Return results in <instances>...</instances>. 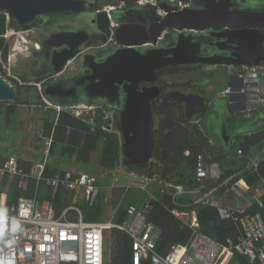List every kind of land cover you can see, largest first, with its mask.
I'll return each instance as SVG.
<instances>
[{"label": "water", "instance_id": "obj_1", "mask_svg": "<svg viewBox=\"0 0 264 264\" xmlns=\"http://www.w3.org/2000/svg\"><path fill=\"white\" fill-rule=\"evenodd\" d=\"M88 0H0V11L7 13L21 31H29L39 17L52 13L78 16L77 21L58 22L45 31L40 42L26 50L29 60L26 74L41 83L44 94L62 106L96 103L105 100L117 108L115 126L122 138L124 163L148 168L156 144L157 116L153 102L162 96L157 83L158 72L167 66L208 64L226 69L227 64H259L264 61V10L238 9L240 0H186L181 8L171 0L159 7L161 27L153 31L143 25L130 28L122 22L125 10L115 14V25L107 11L75 5ZM147 5H136L133 11ZM94 8V7H93ZM88 10V9H87ZM86 12V13H84ZM83 15V17H82ZM81 16V18H80ZM170 29L174 32L165 42ZM206 34L211 41L201 40ZM120 46L103 62L94 49H103L111 38ZM81 61L89 69L90 82L75 99L63 98L65 89L58 78L71 79L75 69L67 71L68 63ZM56 77L55 81L47 80ZM143 84V86H141ZM166 95L185 106V117L192 119L207 109L204 95L180 89ZM18 99V90L0 73V101ZM224 135L228 137L225 130ZM143 173V171H140Z\"/></svg>", "mask_w": 264, "mask_h": 264}, {"label": "built area", "instance_id": "obj_2", "mask_svg": "<svg viewBox=\"0 0 264 264\" xmlns=\"http://www.w3.org/2000/svg\"><path fill=\"white\" fill-rule=\"evenodd\" d=\"M8 22H11L9 17ZM19 33L26 32L12 27L11 32L8 30L4 35L10 39L11 48L14 47L11 38ZM21 41L25 46L28 39L23 37ZM0 63L8 82L13 84L12 81L18 80L21 85H36L48 107H54L58 112L67 109L76 117L85 119L90 112L103 108L104 120H116L117 107L113 104H53L46 99L41 83L23 81L14 72L16 57L9 56L5 61L1 55ZM226 69L233 76L225 90L230 97L229 104L236 106L238 112L247 118H251L259 110L264 111V61L252 65L227 64ZM91 123L92 130H95L94 119H91ZM183 125H196L203 130L198 116L183 122ZM102 127L104 130L109 129L106 124ZM43 138L45 154L48 156L53 136ZM238 153L244 155V150L239 149ZM47 159L37 162L31 173H28L20 166L19 158L11 156L0 167V172L11 178L17 176V185L23 190L27 188L28 180L34 178L38 182L46 181L54 193L61 189L84 190L88 204L96 203L102 193L96 177L87 172L67 169L62 176L46 178L44 173ZM263 161L264 153L251 161L249 159L246 169L257 171ZM114 171L119 172V169ZM195 173L197 184L194 187L182 184L167 186L174 188V197L193 194V204L210 205L217 209L220 217L233 221L241 232L237 240L228 239L226 244L218 242L200 230L196 210L173 208L172 213L192 229V236L187 243L173 244L167 251L161 252L158 249L160 228L135 204L127 206V218L124 222H87L77 206H69L58 215L51 200L40 201L37 195H24L13 203H0V264H106L108 253L117 244L112 235L114 229L123 231L131 238L132 264H231L237 256L245 257L247 262L238 260L235 264H264V214L260 210L254 213L247 211L254 205L250 198H254L260 208L264 206V176L261 184L254 186L247 182L241 171L223 178L220 162L208 160L204 153L197 155ZM114 180L117 181V177ZM224 191L231 192L236 199H242L245 205L228 204L220 195ZM72 211L78 217H73Z\"/></svg>", "mask_w": 264, "mask_h": 264}, {"label": "trees", "instance_id": "obj_3", "mask_svg": "<svg viewBox=\"0 0 264 264\" xmlns=\"http://www.w3.org/2000/svg\"><path fill=\"white\" fill-rule=\"evenodd\" d=\"M9 23L8 15L0 11V55L3 54L4 60L7 61L10 45L4 35L7 32ZM194 69L191 66H167L161 69L160 86L164 93L159 100L153 102L154 112L157 116L156 125V145L152 152V161L146 170V175L155 179L151 184L153 198L148 204L138 205L134 202H123L119 208L117 221L124 222L127 218V206L131 203L136 204L140 210H143L147 218L156 223L161 230V238L158 242V249L161 252L173 244L187 243L192 236V229L182 223L171 211L172 208L179 206L184 210L195 209L198 213L200 230L218 242L226 244L228 239L237 240L240 235L238 227L233 221L220 218L217 209L205 204H194L193 199L188 196H178L173 198V190L166 188V183L185 184L193 186L196 183L195 165L197 155L205 152L208 156H213L222 163L223 178H227L239 170L246 169L249 161L244 156L237 159L236 156H230L218 153L215 146H212L209 140L195 127H185L186 122L185 106L182 102L175 101L168 97L165 92L171 89L187 88L190 83L173 82L168 84L166 77L181 72H187ZM0 73H4L3 66L0 64ZM162 80L165 82L162 84ZM18 86V94H21L22 86L14 80ZM18 104L21 98H18ZM9 109L16 110L18 105H10ZM87 118L82 119L73 115L68 110H62L57 115L55 122L46 120L45 134L53 135V144L51 152L56 153L62 148V154L66 156L76 155L75 158L79 163L90 164L91 155L96 152L99 154L97 165L102 169H111L121 162L120 137L115 132L104 131L103 108H97L90 112ZM91 119H94L96 126L92 131ZM189 151V154L186 152ZM73 159V158H68ZM4 165V162L0 167ZM62 165V164H61ZM28 173L32 171L31 163L20 164ZM57 168V169H56ZM52 164H47L44 176L46 178L62 176L63 171ZM3 174V173H2ZM0 174V180L2 178ZM248 181L253 184L264 176V161L259 165L257 171L246 169ZM7 176V175H6ZM37 181L35 180V183ZM18 179H14L11 192L17 188L14 196L9 197L8 203L17 201L22 194V189L18 187ZM37 184V183H36ZM36 186L33 187L32 193L28 196L35 195ZM3 190V187L0 191ZM27 196V195H26ZM38 198L42 200H51L57 214L68 206L66 200V191L59 190L54 194L53 190L47 186L46 181H41ZM264 202V197H263ZM178 203L180 205H178ZM190 203V206L183 207L181 204ZM257 208V209H256ZM255 210H261L264 214V207H256ZM95 212V207L92 208ZM112 235L116 240V245L108 253L106 264H132L131 238L121 230L114 229ZM238 259L245 261V258L238 256ZM232 262L231 264H234ZM149 264V263H146Z\"/></svg>", "mask_w": 264, "mask_h": 264}, {"label": "crops", "instance_id": "obj_4", "mask_svg": "<svg viewBox=\"0 0 264 264\" xmlns=\"http://www.w3.org/2000/svg\"><path fill=\"white\" fill-rule=\"evenodd\" d=\"M240 1H241L240 7L243 9L264 10V0H260L257 5L254 4L251 6L248 5L247 3L249 2V0H240ZM10 24L7 29V31L9 30V32H11L12 27L16 28L13 26L12 21L10 22ZM23 37H26L28 39V42L25 41V46L23 45V42L21 41ZM6 40L9 43L10 39L8 40L6 38ZM39 42L40 41L35 40L34 37L29 38V34L27 33H19V37L16 40V42H14L13 44L11 43L14 47L11 48V45L9 44L10 48H9L8 57L12 56L14 58L15 57L17 58V55L21 53L24 55L25 58H27L26 50L33 48V46L37 45ZM1 55L3 56V54ZM28 63H29V60H27L26 67L23 65H19L18 59H17L14 72L21 79L23 78L30 82L36 81L32 79L31 77H29V75L26 74L25 72L26 68L29 66ZM188 66L194 67V69H192L191 71L181 72V73H178L172 76H168L166 77V81L168 82V84H172L173 82H181L185 84L190 83V85L187 88H179V89L182 91H187V92L193 91L196 93H200L206 97L207 103H208L207 109L203 114L198 115V117L201 119L203 130H200V128L196 125H193L191 127L196 126L199 129V131L209 140L210 144L217 148L218 153L226 154L228 155V157L236 156L237 159H240L245 156L248 161L249 159L251 161V159L254 158L255 156H258L264 153V111L259 110L255 112L251 118H247L243 113L238 112V108L236 106H232L229 104L230 97L229 95L225 93V90L227 89V87L229 86V84L231 83L233 79L232 74L229 72V77L228 79H226L221 74H216V71L218 69H215V67L212 65L193 64V65H188ZM2 75H4V73ZM169 77L171 80L168 79ZM15 81L19 83L20 87L22 86L21 94L20 95L18 94V98L20 97L21 102H24V103L18 104L17 103L18 99L13 102L0 101V163L1 164L3 162L5 163V161L11 156H17V158H19L20 164L31 163L33 167L37 162L44 161L45 158H48L46 161V166L47 164H51V165L53 164L55 168L58 167L60 171H63V172H65V170L67 169H75L71 165L75 166L77 164H82V163H79L75 159L77 158L76 155H70V156L63 155L62 148L58 149L56 153L51 152L48 156H46L45 150H44V138H43L44 136L47 137L45 134V122L46 120L55 122L57 120L58 113H60L61 111L58 112V110H56L54 107H48L47 103L43 100L41 90L36 85L34 84L33 85H21L18 80H15ZM12 82H13V85H15V88L18 90V86H16L14 81ZM223 84H227V86L224 87ZM171 90H174V89H171ZM46 99L51 101L48 97H46ZM52 103L54 104V102ZM12 104L18 105V108L16 110L9 109L10 108L9 106ZM64 110H67V109H64ZM194 117H197V116H194ZM188 120L189 119H187V121ZM115 122L116 120L115 121L113 120V122L104 120L103 124H106L109 127V129L108 130L103 129V130L109 131V132H115L119 135L120 145H121L120 164L116 165L114 168H111V169H102L99 167V165H97V161H95L96 163L94 164V159L96 158V160H98L99 158V154L96 152H94L91 155L90 158H92V160L90 164L98 166L99 169L103 171L102 176L106 174V179L109 182L107 186L101 182V179L99 178V176L94 175V174L92 175L97 178L98 184L101 185L102 187V191L104 189V191H107L110 193V195L112 196V201L116 205L108 203L107 206L104 208L102 205H100V200H99L100 198H98V200L96 201L94 205H89L85 198L84 190L67 191L64 189L66 191V196H67L66 200L69 202V204L68 206L64 207L61 210V212L69 206H77L82 212L83 219L87 222L108 221V217L112 218L110 220L115 221L117 220L119 208L121 206L120 204L123 203L121 199L120 200L118 199L119 193L122 192V190L127 191L128 189H131V186H133L132 181H130L129 184L119 183V180L117 177L118 174L125 175V173L121 172L123 166L125 168V169L123 168L125 172L128 169L132 170L131 172L129 171L126 172L128 175H131L134 177L141 176V177L146 178L147 180L149 179V181L151 179V182L155 180L146 175L147 169H145L143 173H140L135 168L129 167V162L124 163L123 161L124 157L122 154V138H121V135L117 127L115 126ZM225 130L228 134V137L224 135ZM239 149L244 150V153H243L244 155H240L238 153ZM189 153H190L189 151L186 152V154H189ZM201 153H204L206 155L205 152H201ZM206 157L208 160H216V159H213L212 155L211 156L206 155ZM68 158H73V159H68ZM66 164H68V166ZM220 164L221 166H223L221 162ZM116 168L119 169V172L114 171ZM222 169H224V167H222ZM240 171L244 172L242 176L247 180L249 184H251L247 179L246 169L239 170L237 172H240ZM112 174L113 176L117 177V181L112 180L110 184L111 179L109 176ZM262 177L263 176L260 177L259 181L251 185L254 186L256 184H261ZM14 179L15 178H11L8 175L3 176L2 174V178L0 180V189L3 187V190L0 191V203L1 202L8 203L9 197L14 196L17 188H15L13 192H11L10 190L13 185ZM35 180L37 181V179H34V178L32 179L30 178L28 180L27 188L25 190L22 189L21 196H24V195L28 196V194L32 193L33 187L36 186L37 189L35 191V195H37L38 197V190H39L41 181L40 182L37 181L36 182L37 184H36ZM135 184L137 186L139 185L137 183ZM167 184H172V183H166V188L173 190L174 200L178 196H188L192 198L193 200L195 199V196L193 194L177 195L174 197V194H175L174 188L168 187ZM196 184H197V181L193 186H188L185 184H182V185L187 186V187H194ZM174 185H180V184H174ZM47 186H49L52 189V187L48 183H47ZM140 187L144 190H148L146 188H143L142 185H140ZM226 191L220 193V195L224 197V198L222 197L221 198L225 202H227L228 204L232 206L243 205V204L245 205L242 199H236L235 196L231 192H226ZM153 198L154 197L151 195L146 203L148 204L150 202V199L152 200ZM250 201L253 202L254 205L253 206L251 205L247 209V211L253 212V213L255 211H258V210H255V208L259 206L256 205V201L254 200V198H250ZM186 204H190V203H186ZM178 205L180 204L178 203ZM181 205L185 207V204H181ZM94 207H95V212L92 211V208ZM174 208H180V207L176 206ZM192 210H195V209H192ZM71 215L73 217H78L75 211H72ZM230 239H233V238H230ZM238 260L239 259L237 256L234 260H232V262L236 263V261ZM244 262H247L246 258Z\"/></svg>", "mask_w": 264, "mask_h": 264}, {"label": "flooded vegetation", "instance_id": "obj_5", "mask_svg": "<svg viewBox=\"0 0 264 264\" xmlns=\"http://www.w3.org/2000/svg\"><path fill=\"white\" fill-rule=\"evenodd\" d=\"M163 1L164 0H88L86 2H81L76 4V7H86V12L88 11H93L94 9H96V5H99L100 10L101 11H107L109 13L110 19L112 21L111 24V28H113V26L115 25L114 21H115V14L116 11L118 10H125V13L122 16V22H124L127 26L129 25L130 28L133 26H138V25H143L145 27H149L151 26V29L153 31H157L161 25H159V23H161V17L159 16V7L163 6ZM174 2V4L180 6L181 8H185L188 7V5L190 4L188 1L186 0H171V2ZM147 5V7L144 10L141 11H133L132 8L136 5ZM94 7V8H93ZM235 8L238 9H243L239 6H235ZM84 12V13H86ZM83 17V15H82ZM81 18V16H80ZM79 18L76 15H68V14H64V13H52V14H48L45 15V17H39L35 22V26L32 27L31 30L26 31L27 34H29V38L34 37L35 40H37L40 37L44 36L45 31H49L51 30L52 26L58 22H66V21H77ZM13 26L16 27L17 29H21L20 26L18 25V23L14 20L13 21ZM38 30V31H37ZM174 30L170 29L167 33V36L165 38V42L168 41V39L171 37V35L173 34ZM200 39H206V41H211V39L209 38V36H207L206 34H202L200 36ZM40 41V40H39ZM204 41V40H203ZM120 46L118 45V43L115 41V39L112 37L109 42L107 43L106 47H104L103 49H94L93 52L98 54V57L100 56V58H98L97 60L100 62H103L110 54H112L114 51H116ZM78 64L77 69H75V73L71 74V79H65L64 77H60L58 78L57 82H59L66 90V92L63 95V98L65 100H72L75 98H78L82 93H83V86L84 84L88 85V83L90 82V79L88 78V76L91 74L90 70L87 68H83L81 65V61L76 62ZM29 68L27 67L26 70H28ZM67 71H72L73 69H71V67H68L66 69ZM27 72V71H26ZM159 75V72H158ZM47 80L50 81H55L56 77L53 76H48L46 78ZM157 83L160 85V75H159V79L157 81ZM165 82L162 80V84H164ZM141 86H143V84H141ZM162 92L164 93V90H162ZM166 93V92H165ZM97 103L99 104H109L107 103L105 100H99L97 101ZM122 109V106L119 107L118 111L115 118H117L118 113L120 112V110ZM129 167L131 168H135L138 172L140 171H144L146 168H141L139 166L134 167L132 164L129 163Z\"/></svg>", "mask_w": 264, "mask_h": 264}, {"label": "rangeland", "instance_id": "obj_6", "mask_svg": "<svg viewBox=\"0 0 264 264\" xmlns=\"http://www.w3.org/2000/svg\"><path fill=\"white\" fill-rule=\"evenodd\" d=\"M259 1L260 0H249V2H247V3H248V5L251 6V5H254V4L257 5L259 3ZM40 36L37 39L38 41L41 38ZM18 37H19V35H17V36L15 35L12 38L11 42L12 41L13 42H16V40L18 39ZM9 44H10V42H9ZM17 59H18V64L19 65H23V66L26 67L28 58H25L24 55L20 53V54L17 55ZM216 74H221L226 79H228V77H229V71L228 70H225V69H218L216 71ZM168 79H170V77ZM22 80L23 81H27V80H25L23 78H22ZM223 86L226 87L227 84H223ZM79 103H82V102H79ZM79 103H76V104H79ZM91 104H93V103H91ZM118 109L119 108H116V111H118ZM95 161H97L96 158L94 159V164L96 163ZM66 165L68 166V164H66ZM71 166L74 167L76 170L83 171V172H87V173H90L91 175L94 174V175L99 176V178L101 179V182L104 185H106V186H107V184H109V182L106 179V174H104V176H102L103 171H101L99 169V167L96 166V165L82 163V164H77L75 166L74 165H71ZM123 168H124V166H123ZM123 168H122V171L121 170L120 171L122 173H125V175H119L118 174L117 177H118L119 183L120 184H129L130 181H132L133 186H131V189H128L127 191L122 190V192H120L119 195H118V199L119 200L121 199L123 202H134V203H136L138 205H143L145 202L148 201V199L150 198L151 195L154 197V195L151 193L152 192L151 184L153 182L148 181L146 178L141 177V176L134 177V176L128 175L126 172H128V171L131 172L132 170H129L128 169L125 172V170H124L125 168L124 169ZM109 177L111 179V181H110V184H111L112 180L115 179L114 178L115 176H113V174H112ZM135 183H137L139 185L137 186ZM140 185L145 186L146 189H148V190L142 189L140 187ZM99 198H100L99 199L100 200V205H102L104 208L107 206L108 203L109 204H115L112 201V196L110 195V193L107 192V191H104V189H103V191H102V193H101V195H100ZM150 201H151V199H150ZM103 210H105V209H103ZM110 219H112V218H109L108 217V220H110ZM115 221H117V220H115Z\"/></svg>", "mask_w": 264, "mask_h": 264}, {"label": "bare ground", "instance_id": "obj_7", "mask_svg": "<svg viewBox=\"0 0 264 264\" xmlns=\"http://www.w3.org/2000/svg\"><path fill=\"white\" fill-rule=\"evenodd\" d=\"M77 66H78V64L76 63V61H71V62L68 63V67H71V69H73V70L77 69ZM2 173L3 172H0V174H2ZM15 179H18V177L16 176Z\"/></svg>", "mask_w": 264, "mask_h": 264}, {"label": "clouds", "instance_id": "obj_8", "mask_svg": "<svg viewBox=\"0 0 264 264\" xmlns=\"http://www.w3.org/2000/svg\"><path fill=\"white\" fill-rule=\"evenodd\" d=\"M7 242V241H6Z\"/></svg>", "mask_w": 264, "mask_h": 264}]
</instances>
